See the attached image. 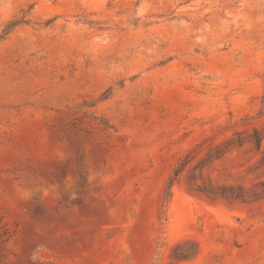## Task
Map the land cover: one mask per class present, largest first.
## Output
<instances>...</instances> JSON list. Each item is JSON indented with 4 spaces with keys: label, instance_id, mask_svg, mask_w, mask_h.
Wrapping results in <instances>:
<instances>
[{
    "label": "rangeland",
    "instance_id": "374dc122",
    "mask_svg": "<svg viewBox=\"0 0 264 264\" xmlns=\"http://www.w3.org/2000/svg\"><path fill=\"white\" fill-rule=\"evenodd\" d=\"M0 264H264V0H0Z\"/></svg>",
    "mask_w": 264,
    "mask_h": 264
},
{
    "label": "trees",
    "instance_id": "16d2710c",
    "mask_svg": "<svg viewBox=\"0 0 264 264\" xmlns=\"http://www.w3.org/2000/svg\"><path fill=\"white\" fill-rule=\"evenodd\" d=\"M181 173V169L176 170L174 177H172L170 179V182L168 184L167 190L165 192V196H164V203H168L170 201V198L172 196V192H171V187L172 185L177 181L179 175Z\"/></svg>",
    "mask_w": 264,
    "mask_h": 264
}]
</instances>
